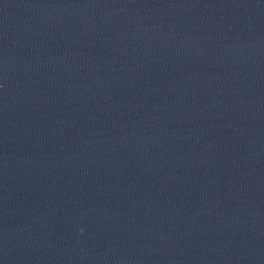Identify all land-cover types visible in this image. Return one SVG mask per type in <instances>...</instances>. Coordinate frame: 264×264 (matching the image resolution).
Segmentation results:
<instances>
[{"label":"water","instance_id":"water-1","mask_svg":"<svg viewBox=\"0 0 264 264\" xmlns=\"http://www.w3.org/2000/svg\"><path fill=\"white\" fill-rule=\"evenodd\" d=\"M0 264H264V0H0Z\"/></svg>","mask_w":264,"mask_h":264}]
</instances>
